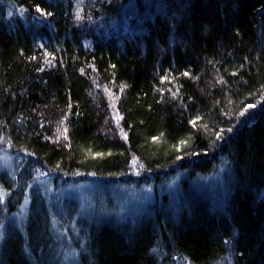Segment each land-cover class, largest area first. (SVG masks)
<instances>
[{"label":"trees","instance_id":"16d2710c","mask_svg":"<svg viewBox=\"0 0 264 264\" xmlns=\"http://www.w3.org/2000/svg\"><path fill=\"white\" fill-rule=\"evenodd\" d=\"M86 1L87 13L63 1L45 22L30 9L40 24L27 23L15 2H0V15L17 28L0 22V162L9 163L4 154L19 165L4 170L0 212L15 213L20 192L34 208L23 212L28 236L0 232V264H75L69 253L81 254L82 264H264V106L258 107L264 104V0H177L175 27L144 14L119 24L128 10L154 13V0H123L121 9L119 0ZM131 29L153 40L144 47L122 36ZM38 32L48 39L45 46L37 44ZM249 104L255 107L247 113H255L238 121ZM113 109L122 117L120 132L106 130ZM161 168L185 172L184 189L206 176L229 177L228 210L211 215L200 195L183 205L181 218L170 219L156 200ZM66 170L115 175L130 187L141 184L133 176L139 172L153 189L154 201L140 210L149 215L123 229L99 215L98 196L93 209L75 201L49 205L50 190L66 196L83 183L65 178L61 184ZM36 199L46 215L31 213ZM47 218L55 224L48 232ZM159 234L172 246L161 244Z\"/></svg>","mask_w":264,"mask_h":264},{"label":"bare ground","instance_id":"6f19581e","mask_svg":"<svg viewBox=\"0 0 264 264\" xmlns=\"http://www.w3.org/2000/svg\"><path fill=\"white\" fill-rule=\"evenodd\" d=\"M4 1V0H0ZM11 2H15L14 4L16 5L15 10L18 14H20L23 19L27 21V23H41L42 20L41 16L38 12H36L40 17L31 15L30 9H34L36 11V5H39L41 8H43L46 12H49L50 10H54L57 7H60V3L62 4L63 1L67 2L68 6L73 9L74 12L77 13H82L85 14L87 13L90 8V3L86 0H32L35 2V5L31 6L30 9L28 8L27 5H18L16 4L15 0H10ZM100 1V0H99ZM151 1V0H149ZM168 1L170 0H154L153 7L155 8V12L150 14L146 12V10L140 9L139 12L136 10H128L126 12V17L123 20H120L119 24L123 25L128 21V19L137 17L143 14L145 16H149V18H159L163 17L165 21H171L170 18L173 16L172 12V7L173 5H180L178 1L174 0L172 5H168ZM92 2L96 3L98 0H92ZM123 0H119L116 2V8L121 9L122 8V3ZM32 3V2H31ZM1 16V15H0ZM44 22L47 20L46 18L43 17ZM0 22L3 23L4 25L8 23V26L11 31H16V26L12 21H10L8 18L1 16L0 17ZM171 26H174V23L172 21L170 22ZM29 25V24H28ZM30 29H33V31L36 32V28H34L32 25H29ZM155 27V26H154ZM153 27V28H154ZM175 27V26H174ZM114 29L112 32L116 35L117 38H120L121 41L124 39L120 37L121 33L118 35L116 31L118 30L116 27H113ZM111 32V30L109 31ZM173 32L175 34H180L179 30L174 28ZM102 33V32H101ZM105 32H103L104 35ZM124 34H127L128 38H134L137 40V42L140 45H146L148 44V40H145V36L143 37L142 35L138 34L134 30H129V32H123L122 36ZM41 33L38 32L36 36H34L37 40L41 39L40 42H37L38 45L45 46L47 43H49L48 39L45 36L41 37ZM41 37V38H40ZM153 39H150L149 41H152ZM264 104L260 102V105L258 106L260 109L263 108ZM114 108V107H113ZM114 110V109H113ZM116 111V110H115ZM255 112H252V114L245 113L244 116H240L238 121L242 122V118L250 117L253 116ZM118 114V113H117ZM120 116V114H118ZM108 132H120L122 130V127H120V121L112 123L107 127L106 129ZM3 158H6L9 160V163L3 164L0 162V182L7 181L8 175L4 170H14L19 165H15V160L10 158L9 156H6L4 154L1 155ZM163 170V171H161ZM18 171V169H17ZM67 171V170H66ZM158 174H160V179L162 181V184L160 188L158 189L159 193L156 196V200L159 203V206L163 207L160 210L166 209V211L169 213V218L170 219H175V218H181L180 210L182 209L183 205L188 204L187 201H193L195 204V200L200 196L204 195L206 196L205 202L211 209V215H219L222 211L228 210L226 205H224L225 200L227 201L231 199V197L234 194V187H231L230 181L227 179L229 177H224V176H206L205 181L204 180H198V181H190L186 184V187H181V184L186 180L185 178V172H177L174 170L166 169V168H161L160 170L157 171ZM87 173L85 172L82 177H79V174L75 170H68L66 175H61L63 176L60 178L61 184L67 185L66 184V179L71 178L74 181H83L82 182H75L74 185H70V191L66 194H57L55 190H50L48 194H45L47 198V202L52 205H54L57 209H61L65 206H67L69 203L75 201L77 202L80 206L85 207L86 209H93L94 208V203L93 201L96 200L98 196V201H99V208H100V216H105L109 218L110 220L113 221V223L123 229H132L133 227V220L137 221L140 220L141 215L142 216H148L149 212L148 209L145 207L142 209V214L140 215V212L137 210L131 211L133 208V203L134 202H140L142 203L143 206L146 204L153 202L154 199L148 194L152 191V186L146 182L141 175H137V173H134L133 176L140 180V185L138 187H130L127 186L123 179L120 177H117L115 175H108V176H102L101 174L98 175H86ZM77 178H83L82 180H78ZM89 178V179H88ZM91 179V182H90ZM227 180V181H226ZM167 182L170 184L169 187H167ZM161 183V182H160ZM203 187V188H202ZM210 190V192L214 195L213 197L207 196V191ZM23 192L18 193V195L14 196V204L18 207L17 211L15 213H5L2 214L0 212V232L4 230V233L8 236H18V231L21 234V237L24 238L28 236L25 231H28V229L31 227V225L28 223L26 218L23 216V212L27 208L34 209L31 203V197H29L28 193L27 195H23ZM65 196V198L63 197ZM209 197V198H208ZM37 200V199H36ZM70 200V202L66 201ZM97 201V202H98ZM131 203V207H129V203L125 205L126 202ZM193 202L191 203L190 207L192 208ZM136 204V203H135ZM134 204V205H135ZM198 204V203H197ZM97 205V204H96ZM141 205V204H140ZM36 206L38 210H32L31 213L36 215L38 214H43L46 215L48 212L45 204L41 200H37ZM20 210V211H18ZM222 214H227L230 215L228 212H223ZM39 218V217H38ZM33 223L35 225L39 226V222L36 219H32ZM49 218H47V223L49 224ZM55 226L54 222L50 223L46 228L45 231L48 232V230L52 229V225ZM108 228H116L115 226L112 225H107ZM123 233V232H122ZM159 240L161 244L167 245L168 247H171V243L169 240H166L162 234H159ZM55 246V242H52ZM72 248L68 247L65 248L63 251L64 252H69ZM66 250V251H65ZM68 257L75 263V264H82V255L81 254H75V253H69L67 254ZM26 264H31L30 261H26Z\"/></svg>","mask_w":264,"mask_h":264},{"label":"snow or ice","instance_id":"6c2138e0","mask_svg":"<svg viewBox=\"0 0 264 264\" xmlns=\"http://www.w3.org/2000/svg\"><path fill=\"white\" fill-rule=\"evenodd\" d=\"M36 12H38L41 16H51V15H53V13H51V12H46L43 8H41L39 5H36ZM9 15H11V13H9ZM54 58V57H53ZM184 75L185 76H188V75H190V73H188V72H185L184 73ZM162 79H164V80H167V77H162ZM255 107V105H252V104H249V105H247V107H245L241 112H240V116H244L245 115V113H247L248 112V109L249 108H254ZM120 119H122V117H120V116H117L116 117V120H117V122L120 120ZM197 119H199V117H197ZM193 125H196V120H192V121H190ZM67 131V129H65V132ZM227 132H231L232 131V128H228L227 130H226ZM225 132V130L224 129H221L216 135H217V139H222V134ZM124 138L125 139H127V133H125L124 134ZM155 139H157L156 137H153V140H155ZM182 144H186L187 142L186 141H182L181 142ZM97 155H103V154H97ZM180 158H182V157H180ZM133 163H135V158L133 159ZM142 167V166H141ZM137 175H139V172H137Z\"/></svg>","mask_w":264,"mask_h":264},{"label":"rangeland","instance_id":"374dc122","mask_svg":"<svg viewBox=\"0 0 264 264\" xmlns=\"http://www.w3.org/2000/svg\"><path fill=\"white\" fill-rule=\"evenodd\" d=\"M118 116V114L115 112V110H112V112H111V116H110V118H111V121L113 120V122L114 123H116L117 124V120H116V117ZM112 123V122H111ZM167 187H169L170 186V184H168V182H167V185H166ZM150 194V193H149ZM139 202V201H138ZM127 203H129L128 201L125 203V205L127 204ZM135 203H137V202H134L133 203V208H134V204ZM139 204H141L140 206H139V208L138 209H132L131 211H134V210H137V211H139L140 212V210H141V206L143 205L142 203H139ZM129 207H131V203H129Z\"/></svg>","mask_w":264,"mask_h":264}]
</instances>
